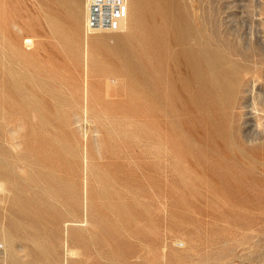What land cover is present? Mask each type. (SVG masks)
<instances>
[{
	"label": "rangeland",
	"instance_id": "obj_1",
	"mask_svg": "<svg viewBox=\"0 0 264 264\" xmlns=\"http://www.w3.org/2000/svg\"><path fill=\"white\" fill-rule=\"evenodd\" d=\"M94 4L0 0V264H264V0Z\"/></svg>",
	"mask_w": 264,
	"mask_h": 264
},
{
	"label": "bare ground",
	"instance_id": "obj_2",
	"mask_svg": "<svg viewBox=\"0 0 264 264\" xmlns=\"http://www.w3.org/2000/svg\"><path fill=\"white\" fill-rule=\"evenodd\" d=\"M179 30V29H178ZM180 31V30H179ZM181 56V55H180ZM199 56V55H198ZM203 61V60H202ZM204 65V64H203ZM197 67L199 69V64H197ZM202 76V75H201ZM204 83V82H203ZM205 87L206 90L209 91L213 88L215 89H221L223 92H229L230 91V86L224 82L219 76L218 74H215L214 79L211 81H207L205 80ZM12 187V186H11ZM23 200V199H22ZM19 205V204H18Z\"/></svg>",
	"mask_w": 264,
	"mask_h": 264
},
{
	"label": "built area",
	"instance_id": "obj_3",
	"mask_svg": "<svg viewBox=\"0 0 264 264\" xmlns=\"http://www.w3.org/2000/svg\"><path fill=\"white\" fill-rule=\"evenodd\" d=\"M96 1V4L95 5V8H96V11L97 13L100 11L99 10V5H102V4H106L107 1L109 0H95ZM111 1V0H110ZM94 29H98V23L95 22L94 25L92 26Z\"/></svg>",
	"mask_w": 264,
	"mask_h": 264
}]
</instances>
